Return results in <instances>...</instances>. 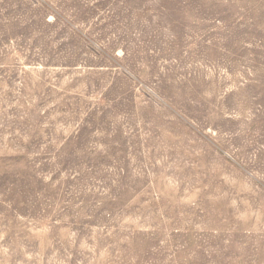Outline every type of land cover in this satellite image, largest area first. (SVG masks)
<instances>
[{
    "label": "rangeland",
    "instance_id": "1",
    "mask_svg": "<svg viewBox=\"0 0 264 264\" xmlns=\"http://www.w3.org/2000/svg\"><path fill=\"white\" fill-rule=\"evenodd\" d=\"M0 264H264V0H0Z\"/></svg>",
    "mask_w": 264,
    "mask_h": 264
}]
</instances>
